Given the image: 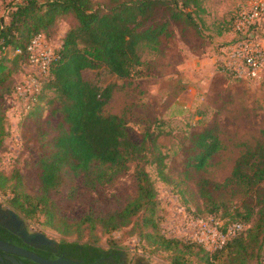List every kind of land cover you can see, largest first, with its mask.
I'll use <instances>...</instances> for the list:
<instances>
[{
	"label": "trees",
	"instance_id": "16d2710c",
	"mask_svg": "<svg viewBox=\"0 0 264 264\" xmlns=\"http://www.w3.org/2000/svg\"><path fill=\"white\" fill-rule=\"evenodd\" d=\"M191 5L198 7L199 0H0V95H15L20 81L14 75L21 64L28 65L29 41L38 34L47 40L63 17L73 20L54 48L58 57L42 79L41 91L49 88L57 93L61 117L55 134L41 141L35 162L38 193L20 190V179L14 176L13 197L7 206L26 217L42 214L43 224L63 236L76 234V240H62L60 246L81 264H121L124 250L112 242L108 248L98 245L95 231L99 228L102 234H110L130 224L139 240L171 252L170 264H264V137L236 159L223 183L207 178L198 183L208 215L226 218L234 206L230 223L244 225L221 249L210 253L195 240L161 232L154 218L156 191L145 169L154 160L162 164L154 136L146 130L140 143L133 141L124 115L105 112L118 83L100 86L83 76V71L101 67L118 80L138 77L141 46L157 43ZM15 49L21 53L14 54ZM192 139L197 150L194 165L202 168L217 151L219 140L211 130L194 133ZM149 151L152 159L144 160ZM130 168L136 194L122 206L72 221L57 219L51 194L66 182L72 185L75 177H81L86 188L95 189ZM10 178L0 173V189L8 187ZM232 186L233 193L241 196L238 206L226 197ZM230 223L225 221L223 229ZM85 232L93 238L81 242Z\"/></svg>",
	"mask_w": 264,
	"mask_h": 264
},
{
	"label": "rangeland",
	"instance_id": "374dc122",
	"mask_svg": "<svg viewBox=\"0 0 264 264\" xmlns=\"http://www.w3.org/2000/svg\"><path fill=\"white\" fill-rule=\"evenodd\" d=\"M240 2L199 0L198 7L186 8L184 18L171 22L157 43L141 46L142 64L138 77L118 80L101 67L83 71L85 79L100 86L118 83L105 112L124 115L128 135L133 141L140 143L146 130L153 134L155 151L161 153L162 164L157 165L154 160L147 163L145 169L157 196L154 218L159 220L161 232L167 236L189 238L184 230L186 220L211 216L199 196V181L207 178L223 183L230 176L236 159L247 148L263 141L264 74L255 81H238L222 74L216 67V60L213 62L215 71L207 59L201 60V67L196 69L198 63L195 65L192 59H179L176 52L178 35L185 37L186 43H189L186 36L190 35L208 42L219 30L230 31L233 14ZM72 23L69 16L61 18L47 41L53 47L59 46ZM221 43H216L214 52H218ZM29 75H32L29 66L21 64L14 78L22 81ZM38 93L32 94L33 100L28 107L14 93L0 95V115L3 114L0 173L9 178L12 176L8 187L0 189V202L6 206L13 197L14 176L20 179V190L29 195L38 193L35 162L41 141L55 134L61 117L54 89L47 88ZM204 130L213 132L219 146L204 166L197 168L193 161L197 150L192 146V138L194 133ZM143 159H152L150 151ZM233 188L228 187L226 197L238 206L241 196L233 193ZM135 194L134 171L130 168L113 182L95 189L86 188L82 178L75 177L72 185L66 182L51 194V199L57 219L72 221L88 213L98 215L118 208ZM233 210L234 206L226 218L212 217L230 223L234 219ZM19 213L29 230L49 239L62 242L77 238L76 234L63 236L56 229L45 226L44 216L40 213L33 217ZM135 233L132 224L110 234H102L99 228L95 231L98 245L108 248L112 242L124 250L121 264H170L171 252L139 240ZM88 238L93 237L85 232L81 242Z\"/></svg>",
	"mask_w": 264,
	"mask_h": 264
},
{
	"label": "built area",
	"instance_id": "2783aa9c",
	"mask_svg": "<svg viewBox=\"0 0 264 264\" xmlns=\"http://www.w3.org/2000/svg\"><path fill=\"white\" fill-rule=\"evenodd\" d=\"M231 37L221 43L216 57L218 70L238 81H255L264 74V0H241L233 14ZM44 35L34 36L26 46L28 65L32 75L15 86V96L28 107L32 94L42 88V79L50 70L52 60L58 57ZM21 53L15 49L14 54ZM242 223L223 222L212 216L189 218L184 230L210 253L221 249L226 241L242 230Z\"/></svg>",
	"mask_w": 264,
	"mask_h": 264
},
{
	"label": "flooded vegetation",
	"instance_id": "af4514ba",
	"mask_svg": "<svg viewBox=\"0 0 264 264\" xmlns=\"http://www.w3.org/2000/svg\"><path fill=\"white\" fill-rule=\"evenodd\" d=\"M23 251L45 260H71L81 264L60 246V242L29 230L15 211L0 202V264H40L23 255Z\"/></svg>",
	"mask_w": 264,
	"mask_h": 264
},
{
	"label": "crops",
	"instance_id": "0c3cea01",
	"mask_svg": "<svg viewBox=\"0 0 264 264\" xmlns=\"http://www.w3.org/2000/svg\"><path fill=\"white\" fill-rule=\"evenodd\" d=\"M230 37L231 33L229 31L219 30L218 33L213 34V38L208 40V42H203L196 35H190L186 36V41L189 42L186 43L183 41V38L185 37L178 35L176 36L178 43V46L176 47V52L178 53L177 56L179 59H192L195 65L198 63L196 69L201 67L200 61L204 59L208 60L211 68H214L213 62L216 60L218 54V52H214V46L216 43L218 44V42L227 41ZM212 40L213 42L211 43L210 41ZM213 71H215V68Z\"/></svg>",
	"mask_w": 264,
	"mask_h": 264
},
{
	"label": "water",
	"instance_id": "95a60500",
	"mask_svg": "<svg viewBox=\"0 0 264 264\" xmlns=\"http://www.w3.org/2000/svg\"><path fill=\"white\" fill-rule=\"evenodd\" d=\"M22 254L40 264H76L71 260H45L43 258L35 256L34 254H31L29 252H24V251L22 252Z\"/></svg>",
	"mask_w": 264,
	"mask_h": 264
}]
</instances>
